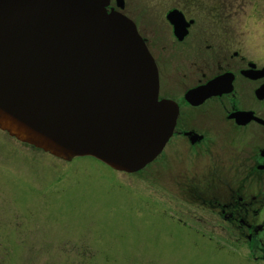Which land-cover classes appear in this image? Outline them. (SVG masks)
<instances>
[{
    "label": "rangeland",
    "instance_id": "1",
    "mask_svg": "<svg viewBox=\"0 0 264 264\" xmlns=\"http://www.w3.org/2000/svg\"><path fill=\"white\" fill-rule=\"evenodd\" d=\"M218 1L195 0L202 27L233 28L237 34L264 28V0H221L231 6L227 25L209 18ZM123 2L122 13L158 51L167 74L174 66L170 74L176 75L187 61L181 50L172 64L166 61L172 47L166 46L164 16L186 0ZM200 58L197 51L191 61ZM158 164L157 171L149 164L124 173L92 157L65 161L0 130V264H264L252 258L261 256L256 243L235 240L207 212L182 206L167 173L173 164Z\"/></svg>",
    "mask_w": 264,
    "mask_h": 264
},
{
    "label": "water",
    "instance_id": "2",
    "mask_svg": "<svg viewBox=\"0 0 264 264\" xmlns=\"http://www.w3.org/2000/svg\"><path fill=\"white\" fill-rule=\"evenodd\" d=\"M109 2L0 0V130L65 161L91 156L134 173L161 151L177 110L158 99L155 63L123 0ZM166 19L181 39L180 12Z\"/></svg>",
    "mask_w": 264,
    "mask_h": 264
},
{
    "label": "flooded vegetation",
    "instance_id": "3",
    "mask_svg": "<svg viewBox=\"0 0 264 264\" xmlns=\"http://www.w3.org/2000/svg\"><path fill=\"white\" fill-rule=\"evenodd\" d=\"M218 2L209 18L227 25L231 6ZM173 9L188 24L179 39L164 16L166 46L172 47L166 61L171 58L173 63L176 50L187 61L176 75L170 74L174 66L167 74L158 51L143 36L157 68L158 98L172 101L177 110L171 135L151 167L157 171L160 161H170L171 191L182 206L207 212L235 240L256 243L261 256L254 259L264 260V28H246L238 34L233 28L206 29L198 20L195 0L167 12ZM197 51L202 58L191 61ZM213 81L209 91L189 95Z\"/></svg>",
    "mask_w": 264,
    "mask_h": 264
},
{
    "label": "clouds",
    "instance_id": "4",
    "mask_svg": "<svg viewBox=\"0 0 264 264\" xmlns=\"http://www.w3.org/2000/svg\"><path fill=\"white\" fill-rule=\"evenodd\" d=\"M250 58H253V57H250Z\"/></svg>",
    "mask_w": 264,
    "mask_h": 264
}]
</instances>
